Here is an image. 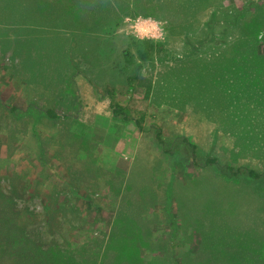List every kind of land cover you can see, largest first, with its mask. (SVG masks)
Returning <instances> with one entry per match:
<instances>
[{
    "label": "rangeland",
    "instance_id": "1",
    "mask_svg": "<svg viewBox=\"0 0 264 264\" xmlns=\"http://www.w3.org/2000/svg\"><path fill=\"white\" fill-rule=\"evenodd\" d=\"M36 1L0 0V264H264V179L224 174L264 172V82L219 77L244 54L264 76V0L213 21L137 0L90 33L13 19ZM141 40L161 45L146 62Z\"/></svg>",
    "mask_w": 264,
    "mask_h": 264
},
{
    "label": "trees",
    "instance_id": "2",
    "mask_svg": "<svg viewBox=\"0 0 264 264\" xmlns=\"http://www.w3.org/2000/svg\"><path fill=\"white\" fill-rule=\"evenodd\" d=\"M159 0H153L155 3H151L147 5V2H151V0H146L144 3L139 4V9L143 10H148L149 5H154V6H162L166 4L165 2L167 0H161L164 1L158 2ZM170 5H174L177 7V12L178 14L181 13L182 16L186 17L191 15L192 12H196L198 10L210 8L213 9L209 17H211L212 21L216 17L215 16V10L217 7H221L222 5L224 6L225 4L223 3L225 0H168ZM158 2V3H157ZM40 4V5H39ZM137 0L136 3L130 2V0H37L32 6L27 7L23 9V14L25 16L23 17H17L13 19H22L26 20L28 19L30 15V9L33 6H38V11L41 7L42 9V15H47L49 17H53L57 21L64 20L68 18L70 21L74 22V25L72 26L73 29L79 30L84 27L87 32H93V31H98L100 27L101 29H104V25L109 24L110 22L117 20L118 19V13L123 15H129L131 13L130 9L131 7H137ZM6 11V15H11L8 10ZM9 18V17H8ZM12 19V18H11ZM84 20H87V26H81L79 22H86ZM115 23V22H114ZM116 25V23H115ZM64 27V25L62 26ZM103 31V30H102ZM161 49L160 44H155L150 40H141L138 41V46L136 48L137 52V57L141 62H146L150 60L155 52H159ZM246 52V51H244ZM246 60H248V55L244 54ZM126 63H129L130 59L128 58L127 54L124 55ZM250 58V57H249ZM243 59V61H245ZM242 58H234L232 60V65H227L224 67L223 72L219 74L220 78H223L225 80L229 78H238V74L243 76V80L249 81L250 83L254 85H258L262 82H264V76H262L263 73H259L257 68L254 67V65L249 64L247 62L241 61ZM247 63V64H246ZM231 66L232 69L230 67ZM231 69V72H230ZM233 71V72H232ZM222 75V76H221ZM130 80H134L131 78ZM96 89V88H95ZM97 92V90H96ZM102 97H106L109 100V106L111 109L112 117L114 119H122V121H127L128 118L125 116V109L123 106H121L117 100H116V92L113 89H106L104 91V94L101 95ZM43 114L49 118V119H56L58 118L57 114L55 111L51 108H48L44 110ZM134 124L136 127L142 131V126H141V119L139 120H134ZM157 141L159 144L162 145V140L157 133ZM184 141L189 145L191 148V153H192V161L195 166L198 167H203V166H208V165H216L217 160L215 158H206L203 166H199L197 160H196V154H195V146L191 143L188 142L186 138H184ZM166 152H169L167 150ZM225 176H238L242 175L245 176L246 178L250 180H261L264 179V172H258L253 169H242V168H233L230 166H225L224 170ZM169 205V214H168V222L170 225V237L171 240H174L175 238V231H176V224L174 223V215L171 214V204L168 202ZM174 264H178V262H174Z\"/></svg>",
    "mask_w": 264,
    "mask_h": 264
}]
</instances>
